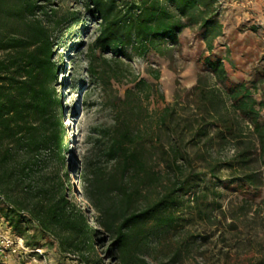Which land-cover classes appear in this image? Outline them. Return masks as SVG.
I'll return each mask as SVG.
<instances>
[{
  "label": "trees",
  "instance_id": "obj_1",
  "mask_svg": "<svg viewBox=\"0 0 264 264\" xmlns=\"http://www.w3.org/2000/svg\"><path fill=\"white\" fill-rule=\"evenodd\" d=\"M80 6L62 12L50 0H0V194L9 205L0 204L3 230L27 246L55 250L63 263L70 250L82 263L105 264L100 256L89 257L104 243L108 264H151L137 254L136 240L161 242L178 228L177 192L192 185L185 179L162 196L163 136L171 139L177 161L186 152L185 130L175 121L173 105L151 107L156 96L164 98L161 70L150 69V80L127 59L154 55L171 64L183 32L198 30L205 50L197 62L205 74L191 93L201 119H188L186 128L195 144L205 136L212 147L233 145L235 153L222 166L239 174L224 183L248 192L264 187V56L249 79L231 76L229 48L217 51L216 41L225 34L220 0H80ZM82 11L100 20L98 35L86 47L87 76L112 87L127 84L123 95L112 98V123L88 136L79 159L85 203L70 194L71 147L59 89L64 63L56 52L64 28L80 20ZM209 174L216 177V169L202 175Z\"/></svg>",
  "mask_w": 264,
  "mask_h": 264
},
{
  "label": "rangeland",
  "instance_id": "obj_2",
  "mask_svg": "<svg viewBox=\"0 0 264 264\" xmlns=\"http://www.w3.org/2000/svg\"><path fill=\"white\" fill-rule=\"evenodd\" d=\"M50 1L55 7H60L62 12L82 9L80 0ZM230 1L244 11L256 14L253 9L256 0L252 3L249 0ZM81 16L80 20L64 28L66 30L58 40L56 52L58 61L64 63L60 70L59 89L64 99L71 147L69 165L73 170V186L70 194L85 203L77 173L79 159L85 152L88 136L97 135L99 130L112 123V98L116 92L123 95L127 84L114 83L112 87L87 76L84 60L86 47L98 35L100 20H95L85 11L81 12ZM231 21L232 25L237 23L233 19ZM243 21L238 26L240 28H230L225 36L217 40V51L224 52L229 48L232 61H226V66L231 76L238 80L249 79L255 65L261 64L264 56V26L261 24V29L254 30L250 27L256 24L245 19ZM204 50L205 44L198 30L186 29L181 35V48L174 52L171 64L169 58L154 55L127 59L136 72L150 80H154L148 72L150 69L161 70L158 82L164 98L156 96L151 107L160 110L168 104L173 105L175 121L179 129L185 130L186 140L181 145L186 147V152L177 161L170 150L171 139L163 136L162 196L177 189L185 179H190L188 183L192 185L188 192H177L180 197L177 208L180 226L163 234L161 242L138 238L136 252L151 264H264V187L248 192L229 187L224 180L234 173L239 174V171L223 167L222 163L235 153L233 145L212 147L205 142V136L202 142L195 144L191 140L192 131L186 128L188 119H201L191 92L199 76L205 74L203 66L197 62ZM104 55L111 57L109 52ZM73 65H76V70L72 73ZM209 84L214 87L215 80L209 79ZM212 169H216V177L214 174L203 177V173ZM3 227L0 224V230ZM26 247V250L3 257L4 264H85L79 261L77 253L70 250L65 252L66 262L63 263L52 253L55 250L37 247L42 249L41 253L37 248ZM98 248L99 253L89 254V257L99 259L100 256L108 264L111 257L106 252L105 244L99 243Z\"/></svg>",
  "mask_w": 264,
  "mask_h": 264
},
{
  "label": "crops",
  "instance_id": "obj_3",
  "mask_svg": "<svg viewBox=\"0 0 264 264\" xmlns=\"http://www.w3.org/2000/svg\"><path fill=\"white\" fill-rule=\"evenodd\" d=\"M220 2V20L224 23L225 34L230 28L234 26L238 27L240 23H243V19L247 20L248 22L250 21L251 24H256L255 26L253 25V27L258 26L257 29H261L262 25L264 26V0L255 1L256 4L253 6V9L255 10L256 14H251L250 11H244L241 9V7L235 5V3H232L230 0H220ZM231 19H233L234 23H237L232 25V23H230L232 22ZM253 27L251 26L250 29H253ZM225 34L223 36H225ZM219 38L217 40H219ZM0 224L6 225L3 217H0Z\"/></svg>",
  "mask_w": 264,
  "mask_h": 264
},
{
  "label": "built area",
  "instance_id": "obj_4",
  "mask_svg": "<svg viewBox=\"0 0 264 264\" xmlns=\"http://www.w3.org/2000/svg\"><path fill=\"white\" fill-rule=\"evenodd\" d=\"M252 1L253 0H249V3H252ZM0 204L9 206L2 194H0ZM26 248L25 241L22 237L15 236L7 230H0V255H2V257L19 253L22 250H26ZM37 250L42 253L41 248H37Z\"/></svg>",
  "mask_w": 264,
  "mask_h": 264
}]
</instances>
